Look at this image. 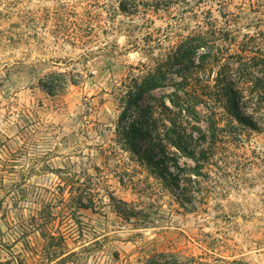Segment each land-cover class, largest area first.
Returning a JSON list of instances; mask_svg holds the SVG:
<instances>
[{"label":"rangeland","instance_id":"rangeland-1","mask_svg":"<svg viewBox=\"0 0 264 264\" xmlns=\"http://www.w3.org/2000/svg\"><path fill=\"white\" fill-rule=\"evenodd\" d=\"M207 17L264 47V0H0V264H264V131L219 132L192 208L114 143L124 79Z\"/></svg>","mask_w":264,"mask_h":264},{"label":"trees","instance_id":"trees-1","mask_svg":"<svg viewBox=\"0 0 264 264\" xmlns=\"http://www.w3.org/2000/svg\"><path fill=\"white\" fill-rule=\"evenodd\" d=\"M234 42L228 21L218 26L207 17L165 54L150 57L152 67L132 71L121 85L114 143L134 162L124 172L133 180L130 173L140 167L183 208L195 205V183L207 175L202 170L220 131H264V47L255 35ZM118 212L126 219L137 214L133 207ZM141 264L210 263L153 255Z\"/></svg>","mask_w":264,"mask_h":264}]
</instances>
